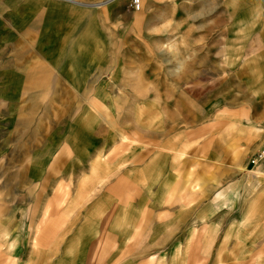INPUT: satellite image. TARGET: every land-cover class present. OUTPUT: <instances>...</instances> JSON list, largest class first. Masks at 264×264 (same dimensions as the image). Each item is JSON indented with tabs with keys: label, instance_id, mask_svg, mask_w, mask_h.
Returning <instances> with one entry per match:
<instances>
[{
	"label": "rangeland",
	"instance_id": "1",
	"mask_svg": "<svg viewBox=\"0 0 264 264\" xmlns=\"http://www.w3.org/2000/svg\"><path fill=\"white\" fill-rule=\"evenodd\" d=\"M74 15L96 29L87 76L65 56ZM259 54L264 0H0V264H264ZM133 70L164 105L144 141L82 99Z\"/></svg>",
	"mask_w": 264,
	"mask_h": 264
},
{
	"label": "bare ground",
	"instance_id": "2",
	"mask_svg": "<svg viewBox=\"0 0 264 264\" xmlns=\"http://www.w3.org/2000/svg\"><path fill=\"white\" fill-rule=\"evenodd\" d=\"M32 8H33V11L36 10L35 5H33ZM76 16L77 15H74L73 17H71V20L68 26V29L70 31L72 30L77 31L76 38H75L76 41L72 43V45L70 46L71 51H67L65 56L67 59V63L69 65V69H71L72 72L80 69L84 71L85 76H87V73L91 69H93L92 67L93 60L95 62V59H96V54L94 53V50H93L95 48V47L93 48V45L95 43L94 34L96 33V29L93 27V25H91L92 21L90 18H87L85 22L86 25H83L82 23L78 22L79 20H74V19H80V18H75ZM24 24H26L25 20L21 22V25H24ZM89 25H91V27H89ZM28 27H32L34 29V27H36V21L30 20ZM163 44L165 45L164 46L165 50L166 51L168 50V53L162 52V60H164L165 62H168L170 61V59L167 60L166 55L170 53L171 55H174L175 63H174L172 70H170V72L177 73L176 71L177 70L179 71V69L182 66L181 59H178V52L176 48L174 49L172 48L173 43L170 42L169 40H166L165 43L163 42ZM78 45L82 46L81 50L77 48ZM157 46L158 45H156L155 48H157ZM142 57L143 59H145L144 52L142 53ZM257 58L264 61L263 54L262 55L259 54ZM97 63H99V58H97ZM145 65H148V62ZM32 69H34V66H32ZM100 71L101 72L104 71L102 70V67ZM121 71L124 74H126L127 73L126 67L125 68L122 67ZM32 74L34 78L36 79L40 78V74L38 72H33ZM32 74L29 73L27 77L29 84L32 79ZM133 74L135 75V77H132ZM133 74H131V76H128L129 78L126 77L127 80L125 81V83L128 89V91L126 92H120L119 90L118 92L115 91V94L110 96L108 90H106L105 88V85L101 84L102 90L97 91L94 97H91L89 95L85 97V94L82 93V99L83 100L85 99L86 113L90 115L91 111L92 112L94 111V113L100 118V120H102V123H105L107 125V128L109 130L115 129L116 124L122 125L123 122L126 121L129 117H134L138 119L140 122H138L136 125L128 126L129 124H124L123 127L125 128L128 127L132 129L133 135L134 134L137 135L140 141H144V138H145L144 135L146 133L143 134V130H146L149 126V123L145 124L144 122L148 118H150L149 117L150 115H153L152 107H154L155 109H158L159 110L158 112H160L162 111L164 105H162V96H159L158 94L159 91L156 89V87L155 86L150 87L145 82V80H143L140 77V75L136 71L134 72V70H133ZM161 78H162V74H161ZM57 82H59V80ZM88 83L89 81L87 79L86 93L88 92V87H89ZM34 95H35V98L37 99V96H38L37 91L34 93ZM107 102H109L110 105L116 104V107L115 108L110 107L108 109L103 110L101 104H105V103L107 104ZM166 103L168 102L165 101V104ZM178 103L179 101L178 102L176 101V104H175L176 107ZM112 113L116 114V116H113ZM120 114H122V117L121 119H118ZM124 135L125 134L120 133L121 138H124ZM262 170L264 173V169H261V168H256L252 172L258 173V172H261ZM263 180H264V175H259L257 181H263ZM256 218L257 217L255 216V219Z\"/></svg>",
	"mask_w": 264,
	"mask_h": 264
},
{
	"label": "built area",
	"instance_id": "3",
	"mask_svg": "<svg viewBox=\"0 0 264 264\" xmlns=\"http://www.w3.org/2000/svg\"><path fill=\"white\" fill-rule=\"evenodd\" d=\"M249 165L251 169H254V168L264 169V138L259 147V150L250 157Z\"/></svg>",
	"mask_w": 264,
	"mask_h": 264
},
{
	"label": "crops",
	"instance_id": "4",
	"mask_svg": "<svg viewBox=\"0 0 264 264\" xmlns=\"http://www.w3.org/2000/svg\"><path fill=\"white\" fill-rule=\"evenodd\" d=\"M250 171H252V170H250ZM203 176V178H204V182H205V184L204 185H206V187H208L209 186V181H210V179H211V176H205V175H202ZM197 183H198V185L199 184H201V185H203V181H202V179L199 177V174L197 175ZM216 196H218V195H216ZM257 210V209H256ZM255 211V210H254ZM255 216L257 217V220H256V224H259L260 222H261V216H260V214H259V212L258 211H255Z\"/></svg>",
	"mask_w": 264,
	"mask_h": 264
}]
</instances>
